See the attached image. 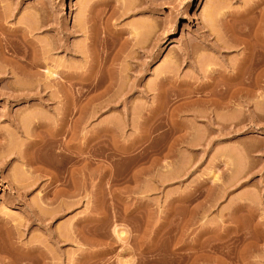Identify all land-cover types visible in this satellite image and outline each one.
Instances as JSON below:
<instances>
[{
  "label": "rangeland",
  "instance_id": "rangeland-1",
  "mask_svg": "<svg viewBox=\"0 0 264 264\" xmlns=\"http://www.w3.org/2000/svg\"><path fill=\"white\" fill-rule=\"evenodd\" d=\"M254 1L0 0V218L20 223L18 251L0 223V264H264V99L231 78L245 50L227 16ZM74 25L98 42L112 30L116 54L114 84L83 109L82 175L75 136L61 174L45 153H14L33 125L23 115L53 116L33 107L59 85L48 68L103 56ZM133 28H151L138 48ZM37 83L51 89L18 96Z\"/></svg>",
  "mask_w": 264,
  "mask_h": 264
},
{
  "label": "bare ground",
  "instance_id": "bare-ground-1",
  "mask_svg": "<svg viewBox=\"0 0 264 264\" xmlns=\"http://www.w3.org/2000/svg\"><path fill=\"white\" fill-rule=\"evenodd\" d=\"M218 13L220 14V11ZM227 16L229 17L228 19L231 21L230 23H232L230 33H232L233 36L235 37L236 36L234 34L235 31L237 32L236 34L243 36L237 39H234L233 37V39L236 41L233 40L234 42L230 43V46L237 47V45L240 43L242 45V48L245 50L243 56H241L239 68H237L238 70L234 72L233 74L234 76H232L231 78L242 79V82L246 85L244 96L246 98L253 97L254 98L253 101H255L256 104H258L264 99V93L258 91L261 88H264V0H255L252 3H246L242 13L233 14L232 12H230ZM246 17L250 18L248 30H246V23H247ZM86 28L89 31L87 34V38L89 39V42L86 45L88 46L89 51L91 49L92 51L95 52L94 46H96V42L98 41H96L97 38H95L96 32L94 31V28L88 29V27L85 25L83 27L75 26V25L73 26L74 32L76 30L86 31ZM29 29H31L29 23L27 24L25 23V26L23 28H20V30L25 32L29 31ZM150 29L151 28H144V29L140 28L139 30L137 28H133L132 39L134 38V41L131 42V40L129 39L130 46L131 47L134 46L135 48L140 47L142 44V39H140L141 40L140 41L139 37L138 38L136 37L138 35H141L142 33L146 34L145 36H147L148 33L150 34L151 32ZM67 35L65 34V36ZM113 36H114V32L112 30H108V32H106L101 39H98L99 40L98 45H101L102 47L103 56L101 57V59H99L98 58L99 53L95 52L94 57H92L91 60L89 61V66H87L84 71L83 70L76 71V70H69V68H64V69L62 68L58 72L54 68L53 69L48 68L49 76L54 77L58 74L59 77L57 82L59 85L57 86V89L54 92L51 91L52 93L50 97H48L46 100L37 102L38 104L33 105V107L35 108L36 106V108L37 107L41 108V110L45 108L46 111L48 108L51 109L53 114V116L51 117L53 118L51 117L45 118L43 116L41 117L40 115L38 116L36 114L33 115L29 114L26 116L23 115L26 118L22 120V122L20 120L24 118L23 116H22L23 118L20 117L21 119H18V122L20 121L22 123V126L24 127L23 131H25L24 129L27 128V124L25 125V122L28 123V125L31 122L33 124L31 125L34 127L35 130H37L36 132L33 131L34 129L30 130L33 131L32 132L33 134H30L31 132L29 131V128L32 129V126L31 125H30L31 127L28 126L29 128L26 130H28L29 135L27 131H25V134H27L26 137L28 136L27 137L28 142H26V148L23 150L20 148L21 150L16 149V151H14L16 155L21 154L22 156H24L26 163L33 162V158H32L33 153L35 154L36 152L42 154L45 153L50 156L48 165L53 166L55 170H57L61 174L64 168V164L70 158L69 156L73 154V151L71 150V146H72L71 141L72 138L75 136L76 139L80 140L77 145V149H76L77 151L75 153L80 160V166L78 169L80 171V175H82V171H83L82 154L85 152V149L87 147V139L84 138V135L82 133V128H83L82 122H83V113H84L83 109L86 105L94 104L97 100L102 98L104 91L114 84L115 79L112 78L111 73L115 69L116 54L115 52H113L115 47L112 44V41L109 40ZM22 42H23L22 48L21 47L18 48H20L19 50L22 53L23 61L27 63V61L29 60L28 55L25 53L26 52L25 48L27 47L26 44L27 41L23 39ZM228 46L229 44L221 42V43H217V45H215V48H222V47L227 48ZM60 47L64 48V50H69L70 52L73 51L70 50V48L68 47L66 40H64L62 45L60 44ZM126 47H127V43L123 44L118 49L117 51L118 54L119 55L123 54L126 56L127 55V53L125 52ZM15 52L17 53L18 49L15 50ZM73 52L75 53L76 51ZM28 62L29 64L32 63V62L30 63V61ZM16 88L19 91H21V93L18 96L24 99H26V97H30L31 93L38 94L40 90L44 91L47 88L51 89L46 85H39L38 83L36 84V86L33 87L19 86ZM256 89L257 92L255 91ZM91 91H93L92 94H90ZM37 98L40 100L41 97H37ZM231 98L237 99L239 98V96L230 95V101ZM228 101L229 100H227V102ZM227 102H224V104H226ZM38 108L37 110H39ZM73 109L75 112H78V116L74 121H71L70 115ZM150 114H154V112L147 114V116L149 115L148 117H150ZM15 128L17 129V127ZM94 138L96 139L97 136ZM59 155L60 158L58 159L57 156ZM51 177L53 178V180H55L54 174H52ZM79 188L81 189V190L79 189L80 192H82L83 190L82 185H80ZM31 214L34 216H38V212L34 210L31 211ZM0 223L4 228H6V230L11 229V236L9 231L8 238L11 239L12 247H14V249L18 251L17 243L19 236L18 235V226L20 224L19 221L18 220L8 221L4 218H0ZM244 250L245 253L246 252L250 253L253 252L255 248L253 250L251 248H249V250L246 249ZM253 257L254 256L249 254L247 258L250 259L248 260L246 258L245 262H243L242 264H254ZM4 258L5 256L2 251L0 254V262H3ZM190 264H195V263L192 261ZM222 264H227V263H222Z\"/></svg>",
  "mask_w": 264,
  "mask_h": 264
}]
</instances>
